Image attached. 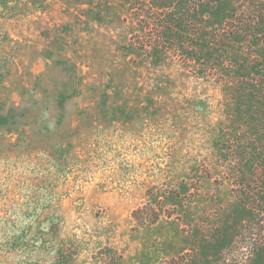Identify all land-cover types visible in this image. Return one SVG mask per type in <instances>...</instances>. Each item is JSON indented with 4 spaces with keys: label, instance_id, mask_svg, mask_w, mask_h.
<instances>
[{
    "label": "rangeland",
    "instance_id": "1",
    "mask_svg": "<svg viewBox=\"0 0 264 264\" xmlns=\"http://www.w3.org/2000/svg\"><path fill=\"white\" fill-rule=\"evenodd\" d=\"M136 1L0 0V264H264L263 176L240 184L264 127V0L254 40L194 61L137 45L153 21ZM188 1L208 29L249 9Z\"/></svg>",
    "mask_w": 264,
    "mask_h": 264
},
{
    "label": "trees",
    "instance_id": "2",
    "mask_svg": "<svg viewBox=\"0 0 264 264\" xmlns=\"http://www.w3.org/2000/svg\"><path fill=\"white\" fill-rule=\"evenodd\" d=\"M209 1V0H199ZM137 5H133V13L140 18L146 17L153 25L140 21V29H143L147 35L138 38L137 45L145 48L146 52L153 51H168L169 47L178 50L183 57L189 60H195L199 54L210 48H228L231 39H247L248 33L250 35L249 41L254 40L256 26L261 16L260 4L258 0H248V13L243 15L244 21L239 18V25H233V22L225 23L222 27L215 29H208L205 26L203 19L200 17L194 6H191L188 0H137ZM263 4V3H262ZM244 10V9H243ZM144 25V26H143ZM248 32V33H247ZM249 37V36H248ZM136 45V46H137ZM199 48V50H197ZM204 68L201 66V69ZM263 133L248 139V146L241 150V158L251 160L253 162V169L251 170L250 181L247 182L240 178L241 185H247L250 189H254V181L263 179L258 182L261 189L264 188V127ZM245 182V183H244ZM257 191L245 192L244 197L250 201H255ZM162 213V206L160 204L152 205L146 203L142 208H139L132 213V218L140 226L152 225L156 223ZM169 217V214H166ZM256 222H249L239 233L238 239L228 249V255L244 254V243L246 239L257 242L256 237L258 232L254 230ZM256 232V233H255ZM251 236V237H250ZM261 241V240H260ZM264 241V238H263ZM262 241V242H263ZM232 260V259H230ZM229 259H220L219 264H229ZM114 261L107 264H113ZM178 264L177 261L171 260L167 264ZM166 264V262H165Z\"/></svg>",
    "mask_w": 264,
    "mask_h": 264
}]
</instances>
